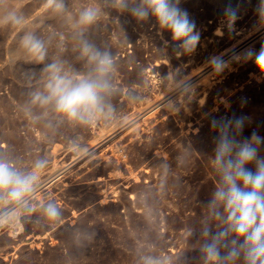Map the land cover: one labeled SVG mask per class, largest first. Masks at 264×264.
I'll use <instances>...</instances> for the list:
<instances>
[{
    "label": "rangeland",
    "instance_id": "rangeland-1",
    "mask_svg": "<svg viewBox=\"0 0 264 264\" xmlns=\"http://www.w3.org/2000/svg\"><path fill=\"white\" fill-rule=\"evenodd\" d=\"M259 2L181 0L200 41L177 55L179 42L154 17L139 21L113 0H63L64 12L47 0H0V17L15 10L24 18L0 24V155L24 170L48 161L31 199L36 211L0 226V264H143L145 256L207 264L204 231L224 226L209 208L219 181L212 120L246 117L243 135L264 137V76L241 55L264 45ZM228 5H239L232 31ZM87 7L99 15L81 37L68 15L75 19ZM28 32L48 42L43 60L20 46ZM81 39L114 59L111 115L80 125L50 111L32 121L24 109L43 90L46 65L60 60L88 72ZM218 56L227 64L219 72L211 63ZM73 141L86 151L74 150ZM48 202L59 206L58 221L39 208Z\"/></svg>",
    "mask_w": 264,
    "mask_h": 264
},
{
    "label": "clouds",
    "instance_id": "clouds-1",
    "mask_svg": "<svg viewBox=\"0 0 264 264\" xmlns=\"http://www.w3.org/2000/svg\"><path fill=\"white\" fill-rule=\"evenodd\" d=\"M48 6L57 12H64L63 0H47ZM181 0H113L121 11H128L137 20L154 17L159 27L171 33L176 45L177 55L193 51L200 41L196 24L186 10L180 7ZM264 18V0H260L256 9ZM239 5H228L224 17L230 31L234 30L239 19ZM99 9L87 7L79 12L77 18L68 15L70 26L82 37L83 31L95 23ZM23 16L15 10L0 17V24L21 25ZM20 46L24 51L43 60L48 42L31 32L21 38ZM80 53L89 65L87 73H77L65 67L60 60L53 61L43 69L47 73L43 90L34 91L25 115L32 121L46 119L49 112L60 120L80 125H92L97 119L107 118L113 109L107 98L112 95L114 85L111 74L114 71V59L108 51H101L86 39L80 40ZM242 57L254 63L257 71L264 76V45L260 49H246ZM239 60L240 56H235ZM211 63L216 71L227 67L222 57H213ZM41 109L33 113V107ZM246 117L212 120V127L218 130L215 137L212 166L219 181L209 201L212 217L224 226L210 234L202 246L207 264H236L243 259L244 264H264V137L253 130L250 136H244ZM72 147L82 149L77 141ZM46 159L36 160L30 170L17 167L6 156L0 155V226L18 222L22 214H31L37 206L31 202L40 182V175L46 168ZM39 208L49 221H58L60 208L56 203H41ZM222 209V211H221ZM230 238V239H229ZM221 248L227 249L222 254ZM143 264H168L166 258L142 257Z\"/></svg>",
    "mask_w": 264,
    "mask_h": 264
}]
</instances>
